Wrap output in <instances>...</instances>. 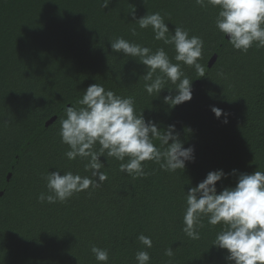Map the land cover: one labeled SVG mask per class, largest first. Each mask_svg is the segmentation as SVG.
I'll use <instances>...</instances> for the list:
<instances>
[{
    "label": "trees",
    "instance_id": "trees-1",
    "mask_svg": "<svg viewBox=\"0 0 264 264\" xmlns=\"http://www.w3.org/2000/svg\"><path fill=\"white\" fill-rule=\"evenodd\" d=\"M102 2L0 0V264H97L92 245L109 249V264H136L141 233L153 241L150 264H167L170 246L173 264H229L226 250L211 247L220 225L205 218L195 241L182 232L185 196L212 171L237 173L218 182V192L235 187L239 174L264 171V48L234 50L215 28L218 9L195 0H111L105 9ZM133 12L136 19L160 12L170 32L182 26L203 39L198 63L206 76L182 65L193 80L191 101L165 104L163 98L175 94L171 82L158 98L148 95L145 66L112 52L110 42L123 37L174 57L173 47L155 40L151 28L134 24ZM213 54L217 60L209 68ZM94 83L134 97L137 113L144 110L145 120L161 131L174 125L194 159L175 172L146 161L151 174L133 180L119 171L120 162L101 157L108 179L91 195L39 203L47 172L91 175L86 161L64 155L68 147L60 142L57 118ZM213 107L222 109L220 118Z\"/></svg>",
    "mask_w": 264,
    "mask_h": 264
},
{
    "label": "clouds",
    "instance_id": "clouds-1",
    "mask_svg": "<svg viewBox=\"0 0 264 264\" xmlns=\"http://www.w3.org/2000/svg\"><path fill=\"white\" fill-rule=\"evenodd\" d=\"M110 3L111 0H103L102 7L105 9ZM195 4L218 9L215 28L228 37L234 50L247 53L254 45L264 48V0H195ZM132 16L139 29L151 28L155 40L172 46L174 57L170 59L163 47L153 51L123 37L110 42L112 52L131 57L145 66L144 90L148 95L155 94L158 98L171 82L175 85V94L165 96V104L174 108L191 101L193 80L185 75L182 65L193 67L200 78L206 76L205 67L198 63L203 39L190 36L182 26H175L174 33L170 32L160 12L147 13L139 19L134 12ZM132 34H137L135 28ZM211 111L217 118L223 114L217 107ZM64 112L63 117L57 118L60 142L68 147L64 155L69 161L78 158L86 161L84 171L91 175L82 176L72 171L61 175L59 170L47 172L42 175L47 191L38 195L39 203H65L81 192L91 195L92 190L108 179L107 173L102 171L105 164L101 157L120 162L119 171L133 180L151 174L145 171L146 161L155 162L165 172H175L185 169L186 162L194 159V149L184 148L178 134H174V125L161 131L154 121L145 120L144 110L137 113L134 97L117 95L102 84L90 85L76 105L66 107ZM154 141H159V147ZM228 175L237 173L235 170L230 174L223 170L209 172L202 182L188 190L181 230L190 240H199L206 218L208 225H220L211 247L226 250L225 260L229 264H264V171L239 174L235 187L218 192L216 184ZM137 240L143 247L135 253L136 264H150L147 249L153 247L152 238L141 233ZM90 251L97 264H109V249L92 245ZM164 256L168 258L167 264H173V247L166 248Z\"/></svg>",
    "mask_w": 264,
    "mask_h": 264
},
{
    "label": "water",
    "instance_id": "water-1",
    "mask_svg": "<svg viewBox=\"0 0 264 264\" xmlns=\"http://www.w3.org/2000/svg\"><path fill=\"white\" fill-rule=\"evenodd\" d=\"M226 39H228V37H226ZM217 60V55L213 54L210 59L207 62V66L210 68ZM56 120V117H52L50 118L46 123L45 126H49L50 124H52L54 121ZM10 174L7 175V180L9 179ZM2 195V192H0V196Z\"/></svg>",
    "mask_w": 264,
    "mask_h": 264
}]
</instances>
